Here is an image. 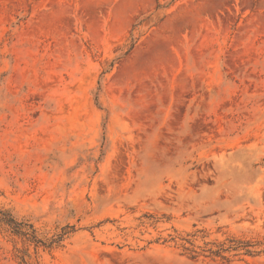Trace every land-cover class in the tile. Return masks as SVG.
<instances>
[{
    "label": "rangeland",
    "instance_id": "1",
    "mask_svg": "<svg viewBox=\"0 0 264 264\" xmlns=\"http://www.w3.org/2000/svg\"><path fill=\"white\" fill-rule=\"evenodd\" d=\"M0 264H264V0H0Z\"/></svg>",
    "mask_w": 264,
    "mask_h": 264
}]
</instances>
